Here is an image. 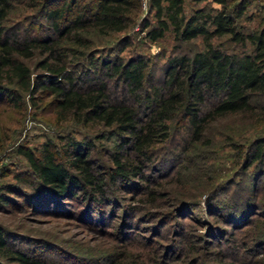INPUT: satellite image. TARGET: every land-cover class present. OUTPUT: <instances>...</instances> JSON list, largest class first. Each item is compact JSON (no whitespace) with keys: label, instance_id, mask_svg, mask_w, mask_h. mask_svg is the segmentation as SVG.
Returning <instances> with one entry per match:
<instances>
[{"label":"trees","instance_id":"trees-1","mask_svg":"<svg viewBox=\"0 0 264 264\" xmlns=\"http://www.w3.org/2000/svg\"><path fill=\"white\" fill-rule=\"evenodd\" d=\"M26 1L48 21L50 31L43 35L18 34L20 25L5 23L13 8L11 0H0V100L19 105L22 93L32 103L35 97L47 98L57 118L95 120L104 127L97 136L114 140L107 171L98 169L90 158L92 142L88 140L64 134L59 143L50 138L43 140L36 151L21 145L18 151L32 178L28 180L17 173L15 177L29 186L25 196L31 199V205L50 207V201L76 197L84 201L82 213L100 216L106 210L101 205L110 201L104 185L122 181L131 186L137 183L134 179L147 180L144 170L155 163V145L167 141L172 131L183 130L190 141H209L205 136L209 124L227 116H237L242 122L236 132L226 134L234 149L233 160L241 158L240 172L247 175L250 167L258 177L264 175V102L252 100L264 95V18L258 28L248 31L235 24L249 0H212L218 6L200 5L189 12L184 9V0H146L148 15L140 22L144 38L154 41L170 32L173 49L196 36L201 40V47L191 54L166 57L165 77L157 83L150 80L152 64L148 56H101L102 70L98 72L93 56L81 48L88 47L90 29L107 34L130 27L140 13L141 0H58L55 5H51L53 0H19L27 6ZM224 34L234 43L231 49L212 40ZM128 41V35L118 38V49L122 50ZM36 54L37 66L43 71L34 73L25 59ZM91 65L90 70L99 74L93 82L83 85ZM106 77L121 82L118 93L108 89ZM232 182L228 178L205 188L211 213L220 214L231 225L245 220L254 203L251 187L238 203L233 198L234 191L213 202L215 188ZM145 188L148 199L158 195L148 185ZM261 188L264 196V182ZM0 192V202L7 203L8 196ZM131 208L135 215L137 206L127 205L124 212L131 214ZM241 223L240 226L248 221ZM256 235L250 238L252 250L264 242L263 236ZM112 256L114 253L104 254L101 260L114 264L124 255L120 252ZM151 257L142 253L135 258L137 262L129 264L157 263ZM124 258V262L115 264H126L129 256ZM3 259L16 264H63L12 244L0 225V264H4Z\"/></svg>","mask_w":264,"mask_h":264},{"label":"rangeland","instance_id":"rangeland-1","mask_svg":"<svg viewBox=\"0 0 264 264\" xmlns=\"http://www.w3.org/2000/svg\"><path fill=\"white\" fill-rule=\"evenodd\" d=\"M26 2L27 6L19 0H11L13 8L5 23L8 26L20 25L17 30L20 35L48 34V21L38 15L31 2ZM58 3V0H53L51 5ZM200 5L213 8L218 3L212 0H184L186 12ZM146 15V0H141L140 13L130 27L107 34L90 29L87 33L88 47L81 48L93 56L98 72L102 70L101 56L114 58L118 55L124 59L139 53L148 56L152 64L150 80L157 83L165 77L166 57L178 53L191 54L201 47L200 36H196L179 42V47L173 49L174 40L170 32L149 41L140 31L141 19ZM263 18L264 0H249L241 15L235 18V24L248 31L258 28ZM122 35H128L129 41L119 50L117 40ZM212 40L220 42L225 49H231L234 44L228 34L213 37ZM37 57L36 54L25 59L34 73L43 71L37 66ZM88 68L83 85L93 82L99 74L90 70L92 65ZM106 80L111 92L116 94L121 90V82L113 80V77H106ZM252 100L263 103L264 95ZM34 101L30 102L23 93L19 105L0 100V191L8 196L7 203L0 202V225L4 227L9 242L24 247L29 253L52 257L63 264H107L102 261L104 254L114 253L112 257H115L120 252L129 256L126 264L137 262L135 258L142 253L152 256L151 260L158 264L167 261L169 264H264V242L255 245L254 250L249 248L252 235L264 237V196L261 188L264 175L258 177L255 171H250V167L245 175L244 171L240 172L241 158L235 162L231 156L234 149L228 144L226 136L236 132L242 124L237 116L211 122L205 133L209 141H190L183 130L172 131L167 141L155 145L156 154L152 155L155 163L144 170L147 180L134 179L137 183L131 186L122 181L104 185L110 201L100 206L106 210L96 216L88 211L82 213L81 210L85 211L84 201L76 200V197L50 201L51 206L44 208L34 207L29 203L30 198H26L25 190H29V186L15 177L17 173L28 180L32 178L26 160L18 151L21 145L36 151L43 140L50 138L59 143L64 134L88 140L92 142L90 158L98 169L107 171L109 152L114 142L113 137L97 136V132L104 127L95 120L57 118L55 107L47 98L35 97ZM228 178H232L233 182L227 187L217 186L212 194L213 202L234 191L233 198L238 203L250 187L254 192V203L248 211L251 214L243 220L248 223L241 226L243 221L233 225L225 223L222 216L211 213L207 205L205 188L215 187ZM250 180H253V187ZM146 185L158 192L151 200L145 195ZM8 188L17 191H9L11 189ZM22 193L24 195H19ZM181 198L191 203L183 202ZM127 205L137 206V213L132 215V208L131 214L125 213ZM214 230L215 233H212ZM124 256L113 263L124 262ZM95 258L100 259L92 260ZM3 261L4 264H16L14 261Z\"/></svg>","mask_w":264,"mask_h":264}]
</instances>
